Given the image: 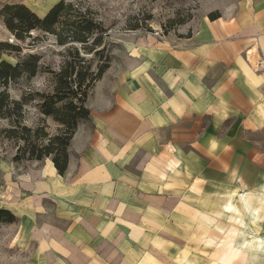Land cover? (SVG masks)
<instances>
[{"label":"crops","instance_id":"0c3cea01","mask_svg":"<svg viewBox=\"0 0 264 264\" xmlns=\"http://www.w3.org/2000/svg\"><path fill=\"white\" fill-rule=\"evenodd\" d=\"M142 43L87 99L65 173L49 159L14 194L10 264H148V230L189 235L191 213L237 256L264 252V0H217L187 35Z\"/></svg>","mask_w":264,"mask_h":264},{"label":"rangeland","instance_id":"374dc122","mask_svg":"<svg viewBox=\"0 0 264 264\" xmlns=\"http://www.w3.org/2000/svg\"><path fill=\"white\" fill-rule=\"evenodd\" d=\"M60 1L62 0H0V42L19 43L22 46V51H7L2 57L12 63H16L21 56L30 52L42 57L40 69L34 77L20 78L10 87L11 95L15 99H21L25 94L30 97L29 103L25 106L23 122L34 130L32 139L42 138L38 139L41 142H47L48 136H42L41 132L35 134L38 129H44L49 136H54L62 128L53 115L45 114L44 104L52 105L54 102L49 96L54 93L55 73L59 71L67 56L66 46L59 45L53 34L39 29L32 31L31 36H27L25 40H18L6 26L1 10L8 4H25L43 18ZM65 1L75 3L82 12L87 13L89 18L101 22L104 30L102 45L98 47L102 49L100 53L81 52L92 61L94 70L97 69L98 64L110 60L105 79L103 80L102 76V82L97 83V81L88 92L87 99L90 97V104H92L95 101L94 90L97 85L106 86L108 81L114 84L116 74L129 67L130 51L137 53L142 42L144 46L146 43L149 45L152 42L167 41L170 38L177 39L187 35L205 14L207 7L209 8L217 0ZM88 102L87 100L86 103ZM61 104V102L57 103L58 106ZM11 127L8 119L0 118V208L6 209L11 208L18 197L19 199L27 197L28 192L21 195L14 194L22 192L24 187L27 188L28 183L31 185L30 181L33 180L31 178L34 177L35 169H42L49 159L52 160L51 157L41 160L29 159L27 155L16 160L19 148H23L25 142L18 137H8L6 130ZM175 210H179L180 213L195 212L191 207L183 204L176 205ZM192 216L196 218L195 227L189 235L187 221L173 222L170 218L165 219L160 228L148 230L149 252L153 246L158 248L157 253L149 254L151 257L148 258V264L158 262L162 264H264V252L243 258L237 256L236 237L221 238L214 233V230L212 235L208 236L202 226V217L196 213H191ZM228 222L225 227L229 229L235 228L238 224L233 220ZM9 236L8 232L3 233L0 230V264H10L15 255L13 253L15 248L11 247ZM226 244L228 248L232 247L233 253H230L225 260Z\"/></svg>","mask_w":264,"mask_h":264},{"label":"trees","instance_id":"16d2710c","mask_svg":"<svg viewBox=\"0 0 264 264\" xmlns=\"http://www.w3.org/2000/svg\"><path fill=\"white\" fill-rule=\"evenodd\" d=\"M1 16L18 40H25L32 31L39 29L53 34L59 45L66 46L67 56L55 73L54 93L49 96L54 102L52 105L44 104L45 114L53 115L62 128L54 136L38 129L35 134L41 132L42 136H48L47 142H41L38 139L42 138L32 139L34 130L23 122L30 97L25 94L21 99H15L10 87L20 78L34 77L40 69L42 57L30 52L12 63L2 55L11 50L22 51L21 44L0 42V118L8 119L12 125L6 130L8 137H18L25 142L24 147L19 148L16 160L26 155L29 159L39 160L51 157L59 173L64 174L69 163V146L79 122L91 116L86 106L88 92L110 67L108 60L98 64L94 70L92 61L81 53L98 54L102 51L98 49L104 36L102 24L89 18L75 3L65 0L54 5L43 18L25 4H8L2 8ZM59 102L62 103L60 106L57 105ZM14 221L16 216L11 210L0 208V225Z\"/></svg>","mask_w":264,"mask_h":264},{"label":"built area","instance_id":"2783aa9c","mask_svg":"<svg viewBox=\"0 0 264 264\" xmlns=\"http://www.w3.org/2000/svg\"><path fill=\"white\" fill-rule=\"evenodd\" d=\"M250 54V51H247V55ZM256 65L259 69H263L264 68V58L258 59L256 61Z\"/></svg>","mask_w":264,"mask_h":264}]
</instances>
